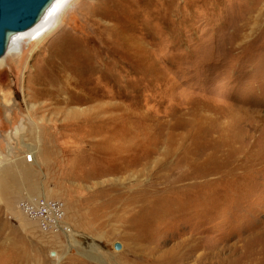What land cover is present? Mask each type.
I'll use <instances>...</instances> for the list:
<instances>
[{
  "label": "rangeland",
  "instance_id": "obj_1",
  "mask_svg": "<svg viewBox=\"0 0 264 264\" xmlns=\"http://www.w3.org/2000/svg\"><path fill=\"white\" fill-rule=\"evenodd\" d=\"M0 264H264V0H64L8 49Z\"/></svg>",
  "mask_w": 264,
  "mask_h": 264
},
{
  "label": "water",
  "instance_id": "obj_2",
  "mask_svg": "<svg viewBox=\"0 0 264 264\" xmlns=\"http://www.w3.org/2000/svg\"><path fill=\"white\" fill-rule=\"evenodd\" d=\"M56 1L0 0V59L15 37L32 30L47 14L54 13Z\"/></svg>",
  "mask_w": 264,
  "mask_h": 264
},
{
  "label": "built area",
  "instance_id": "obj_3",
  "mask_svg": "<svg viewBox=\"0 0 264 264\" xmlns=\"http://www.w3.org/2000/svg\"><path fill=\"white\" fill-rule=\"evenodd\" d=\"M34 153H31L27 160H33ZM18 209L30 220L35 221L38 228L45 233L69 232L65 223V204L57 199L41 198L39 200L24 199L19 202Z\"/></svg>",
  "mask_w": 264,
  "mask_h": 264
},
{
  "label": "bare ground",
  "instance_id": "obj_4",
  "mask_svg": "<svg viewBox=\"0 0 264 264\" xmlns=\"http://www.w3.org/2000/svg\"><path fill=\"white\" fill-rule=\"evenodd\" d=\"M64 2V0H57L56 1V5H55V8L53 10L54 13H49L47 14L43 20H41V22L35 27L33 28L32 30L26 32V33H23V34H20L19 36L15 37L13 39V41L11 42L10 44V47L9 49H12L14 46H16V44L25 36V35H30V32L31 34L35 35L36 36V33L38 32V30L40 29V27L42 28L43 25H46L47 22L49 21L50 18H52L53 16H55L59 10H60V7L62 5V3ZM149 217H151L150 215H144L143 218H144V221H143V225L146 226L148 225V220L150 219ZM143 228V227H142ZM145 228V227H144Z\"/></svg>",
  "mask_w": 264,
  "mask_h": 264
}]
</instances>
